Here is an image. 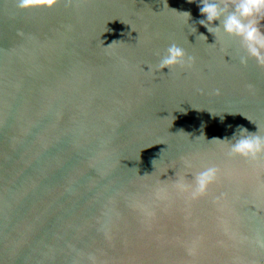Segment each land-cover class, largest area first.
<instances>
[{
  "label": "water",
  "instance_id": "1",
  "mask_svg": "<svg viewBox=\"0 0 264 264\" xmlns=\"http://www.w3.org/2000/svg\"><path fill=\"white\" fill-rule=\"evenodd\" d=\"M167 4L0 0V264H264V154L212 140L264 136V67ZM173 42L195 66L155 71Z\"/></svg>",
  "mask_w": 264,
  "mask_h": 264
},
{
  "label": "clouds",
  "instance_id": "2",
  "mask_svg": "<svg viewBox=\"0 0 264 264\" xmlns=\"http://www.w3.org/2000/svg\"><path fill=\"white\" fill-rule=\"evenodd\" d=\"M71 3V0H68ZM189 3L193 0H188ZM61 3V0H16V7L21 10L47 8L51 9ZM165 6H168L167 0H164ZM199 11L201 15L206 19L199 20V24L208 28L213 35L219 31L220 25L215 24V21L221 19L222 14L227 13L224 17L223 31L240 37L246 47L247 56L240 57V63L247 65L248 59L253 58L256 63L264 67V0H225L224 7L220 4L211 3L210 0H200ZM229 6L233 10L229 11ZM174 11H177L173 9ZM180 14L187 18H191L190 11H179ZM23 35L22 32L19 33ZM205 41L207 37L204 34H200ZM116 41L109 44L107 48H111ZM157 55H160L157 53ZM196 56L189 54L183 47L177 43H171L159 62L154 66L155 71L163 72L162 70L167 68L168 70L180 67L182 69H191L196 64ZM148 71L153 70V66H148ZM216 95H220V89L215 90ZM240 135L237 138L233 136L234 142L228 139L213 138L212 140H218L221 142H228V155H240L249 159H257L260 154H264V136L258 133H250L246 128L241 127L239 129ZM203 135V134H202ZM211 140V141H212ZM187 167H191V163L185 161ZM218 169L215 167L206 168L203 171L194 174L192 183L184 176H179L173 181V184L180 187L182 190H188L193 188L192 196L202 195L207 191V187L210 183L216 179ZM189 255H195V247L190 246L188 248ZM95 264V258H92Z\"/></svg>",
  "mask_w": 264,
  "mask_h": 264
}]
</instances>
